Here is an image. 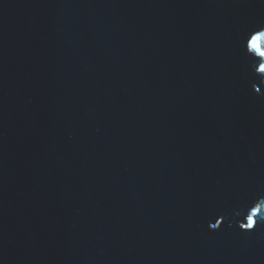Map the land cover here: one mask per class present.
Returning <instances> with one entry per match:
<instances>
[{
	"label": "water",
	"instance_id": "water-1",
	"mask_svg": "<svg viewBox=\"0 0 264 264\" xmlns=\"http://www.w3.org/2000/svg\"><path fill=\"white\" fill-rule=\"evenodd\" d=\"M258 32L264 0H0V264H264Z\"/></svg>",
	"mask_w": 264,
	"mask_h": 264
},
{
	"label": "snow or ice",
	"instance_id": "snow-or-ice-1",
	"mask_svg": "<svg viewBox=\"0 0 264 264\" xmlns=\"http://www.w3.org/2000/svg\"><path fill=\"white\" fill-rule=\"evenodd\" d=\"M248 48L256 53L259 57L264 58V32H258V34L253 35L248 41ZM261 73H264V64L260 65L258 69ZM257 214V211L254 210L252 215L248 217L247 228L253 227L254 220L253 217Z\"/></svg>",
	"mask_w": 264,
	"mask_h": 264
}]
</instances>
